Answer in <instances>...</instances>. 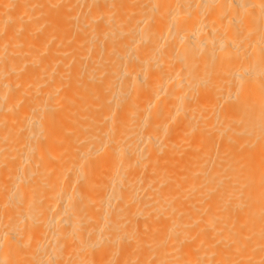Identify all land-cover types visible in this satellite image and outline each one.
I'll return each instance as SVG.
<instances>
[{"label": "bare ground", "instance_id": "bare-ground-1", "mask_svg": "<svg viewBox=\"0 0 264 264\" xmlns=\"http://www.w3.org/2000/svg\"><path fill=\"white\" fill-rule=\"evenodd\" d=\"M0 264H264V0H0Z\"/></svg>", "mask_w": 264, "mask_h": 264}]
</instances>
